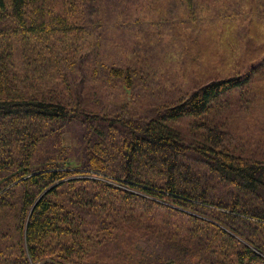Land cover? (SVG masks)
I'll return each mask as SVG.
<instances>
[{"label": "trees", "instance_id": "1", "mask_svg": "<svg viewBox=\"0 0 264 264\" xmlns=\"http://www.w3.org/2000/svg\"><path fill=\"white\" fill-rule=\"evenodd\" d=\"M0 264H264V0H0Z\"/></svg>", "mask_w": 264, "mask_h": 264}, {"label": "rangeland", "instance_id": "2", "mask_svg": "<svg viewBox=\"0 0 264 264\" xmlns=\"http://www.w3.org/2000/svg\"><path fill=\"white\" fill-rule=\"evenodd\" d=\"M179 54H180V52H179ZM68 136V134H66V137Z\"/></svg>", "mask_w": 264, "mask_h": 264}]
</instances>
